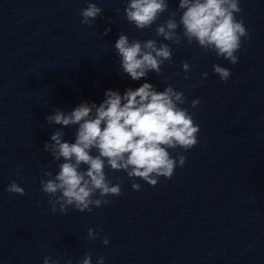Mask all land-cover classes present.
<instances>
[{
	"label": "clouds",
	"instance_id": "9594fccd",
	"mask_svg": "<svg viewBox=\"0 0 264 264\" xmlns=\"http://www.w3.org/2000/svg\"><path fill=\"white\" fill-rule=\"evenodd\" d=\"M168 11L167 0H128L124 15L130 24L143 30L151 29ZM177 11L181 12L179 21ZM240 12L239 0H179L176 11L170 12L155 31L157 37L172 44L179 45L182 40L188 44L196 42L205 53L213 51L217 57L235 65L242 38H250L243 19H237ZM102 13L101 7L89 2L79 13L81 24L90 25ZM110 31L107 28L104 35ZM113 47L120 57L122 72L134 81L146 79L149 72L159 75L165 61L172 58L169 44L155 39L130 40L124 33H120ZM182 68L188 73L191 66L184 62ZM213 71L224 82L231 76V71L220 64H214ZM207 75L203 73L202 79ZM104 96L98 106L94 102H82L67 113L57 108L45 117L48 124L61 126L50 136V142L45 143L44 151L51 154L53 161L63 162L58 164L55 175L46 171L47 178L40 181L41 191L51 198L48 203L52 213H67L69 208L90 213L93 208L109 204L111 201L106 197L120 196L121 186L112 184L106 168L125 172L133 181V190L141 188L137 178L156 186L160 177L170 179L177 166L185 164L183 154L173 157L169 150L187 151L198 143L200 126L180 106L186 102L184 93L172 86L157 91L145 82L136 89L128 88L123 95L109 89ZM199 104L200 100L194 99L191 107ZM72 126H77L74 142L65 141L63 129ZM7 191L25 194V189L16 182L9 184ZM98 235L93 229L88 230L89 240L97 239ZM102 242L107 245L109 240L104 237ZM43 264H58V261L45 257ZM67 264H72L71 260ZM79 264H92L91 254H85ZM96 264H104V257L99 256Z\"/></svg>",
	"mask_w": 264,
	"mask_h": 264
}]
</instances>
